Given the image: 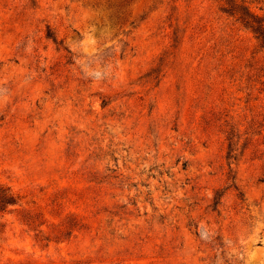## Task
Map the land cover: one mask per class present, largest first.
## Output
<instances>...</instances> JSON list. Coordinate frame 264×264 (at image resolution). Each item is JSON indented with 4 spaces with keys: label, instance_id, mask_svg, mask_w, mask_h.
I'll return each instance as SVG.
<instances>
[{
    "label": "rangeland",
    "instance_id": "374dc122",
    "mask_svg": "<svg viewBox=\"0 0 264 264\" xmlns=\"http://www.w3.org/2000/svg\"><path fill=\"white\" fill-rule=\"evenodd\" d=\"M252 28L264 0H0V264H264Z\"/></svg>",
    "mask_w": 264,
    "mask_h": 264
},
{
    "label": "trees",
    "instance_id": "16d2710c",
    "mask_svg": "<svg viewBox=\"0 0 264 264\" xmlns=\"http://www.w3.org/2000/svg\"><path fill=\"white\" fill-rule=\"evenodd\" d=\"M253 32L257 34L264 46V34L260 32L259 28H252ZM20 199L15 195L9 187H6L0 184V217L4 214L11 213L14 210V207L19 205ZM23 221L31 219L29 213H25Z\"/></svg>",
    "mask_w": 264,
    "mask_h": 264
}]
</instances>
